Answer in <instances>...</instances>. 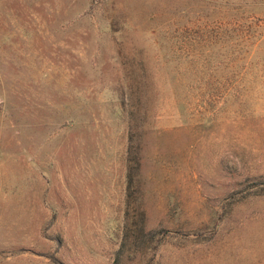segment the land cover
<instances>
[{
	"label": "rangeland",
	"instance_id": "rangeland-1",
	"mask_svg": "<svg viewBox=\"0 0 264 264\" xmlns=\"http://www.w3.org/2000/svg\"><path fill=\"white\" fill-rule=\"evenodd\" d=\"M0 264H264V0H0Z\"/></svg>",
	"mask_w": 264,
	"mask_h": 264
},
{
	"label": "trees",
	"instance_id": "trees-1",
	"mask_svg": "<svg viewBox=\"0 0 264 264\" xmlns=\"http://www.w3.org/2000/svg\"><path fill=\"white\" fill-rule=\"evenodd\" d=\"M132 115V114H131ZM132 122V119L129 118V124ZM128 135H129V141H132L133 137H134V131H133V127L132 124L129 126V130H128ZM136 149H132V147L129 149V152L132 154V152H134ZM134 154V153H133ZM133 161L134 163L138 162L136 156H133ZM132 166L129 167L128 173H127V188L130 190L131 185L133 183V179H132ZM142 234V233H141ZM161 242V239L157 241V243L152 247L153 249V255L155 254L156 250L158 249V245ZM153 260V259H152Z\"/></svg>",
	"mask_w": 264,
	"mask_h": 264
}]
</instances>
